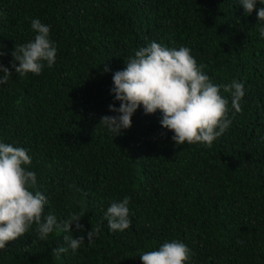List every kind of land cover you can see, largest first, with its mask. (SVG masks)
<instances>
[{"label": "trees", "instance_id": "trees-1", "mask_svg": "<svg viewBox=\"0 0 264 264\" xmlns=\"http://www.w3.org/2000/svg\"><path fill=\"white\" fill-rule=\"evenodd\" d=\"M32 19L50 26L57 56L41 74L19 77L11 52L34 39ZM262 27L240 0H0V63L13 73L0 86V142L28 150L45 215L85 214L83 231L74 222L43 242L34 225L0 251V264H142L141 254L172 240L190 249L187 264H264ZM152 41L190 48L218 85L243 83L242 112L229 103L232 124L211 147L177 145L162 113L142 106L116 137L99 125L116 115L109 105L120 106L113 74ZM126 196L131 227L113 232L106 210ZM65 235L85 244L54 255Z\"/></svg>", "mask_w": 264, "mask_h": 264}, {"label": "clouds", "instance_id": "clouds-1", "mask_svg": "<svg viewBox=\"0 0 264 264\" xmlns=\"http://www.w3.org/2000/svg\"><path fill=\"white\" fill-rule=\"evenodd\" d=\"M258 2L264 4V0H240L246 14L255 10L258 21H264V8L255 7ZM31 29L36 33L34 39L15 45L11 52V68L19 77L29 73L39 75L45 64L51 68L56 60L57 47L50 38V26L32 19ZM260 33L264 35V27ZM4 55L0 51V57ZM125 63L123 70L113 74L111 89L120 106L109 105V111L116 115L102 116L99 124L115 137L122 129L131 128L132 117L142 106L146 115L157 111L162 113L161 126L174 133L172 139L177 145L187 143L211 147L232 124L229 103L235 113L242 112L243 83L236 80L229 84L214 83L186 46L169 48L152 41L146 47L138 48L134 57H129ZM108 71L110 68L106 66L105 72ZM0 73H3L0 86L6 85L13 73L2 63ZM31 163L27 149L0 142V251L6 250L34 225L36 238L41 242L57 228L71 233L74 222L76 230L83 231L80 223L85 216L83 212L70 213L67 219L60 221L50 212L45 215L49 201L40 191H33L37 183L36 173L26 168ZM129 200L126 196L107 208L105 219L111 231L123 232L131 227ZM99 231L97 227L87 232L89 246ZM63 241L64 244L52 250L54 255L66 253L69 249L75 252L85 244V237L74 239L72 235H65ZM190 255L185 243L172 240L165 241L158 250L144 252L139 258L142 264H187Z\"/></svg>", "mask_w": 264, "mask_h": 264}]
</instances>
